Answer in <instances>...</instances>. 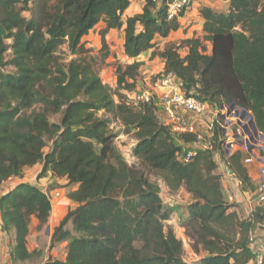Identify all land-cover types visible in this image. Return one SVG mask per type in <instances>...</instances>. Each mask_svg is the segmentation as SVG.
<instances>
[{
  "label": "trees",
  "instance_id": "16d2710c",
  "mask_svg": "<svg viewBox=\"0 0 264 264\" xmlns=\"http://www.w3.org/2000/svg\"><path fill=\"white\" fill-rule=\"evenodd\" d=\"M131 3L0 0V186L37 165L38 180L48 173L64 180L71 205L50 232V246L66 244V254L41 264H191L182 239L166 226L175 214L162 185L191 195L179 226L198 255L192 264L258 261L251 235L264 222V206L241 217L216 173L225 165L242 191L255 193L247 153L240 146L229 153V138L215 123L210 147L185 161L196 135L174 132L154 100L137 103L128 95L147 87L139 59L149 53V61L163 63L156 80L173 73L183 92L213 111L233 102L264 133V0H230L227 11L202 6V33L179 42L168 40L181 24L168 19L166 0H145L140 13L124 19ZM113 30L123 31V53L133 59L117 66L116 88L101 79L86 40L96 33L106 59ZM65 45L69 61L59 54ZM113 121L133 135L135 164L117 146ZM52 212L49 193L35 183L18 182L0 195L1 229L14 234L10 263L43 256L28 246L31 225L35 219L42 229Z\"/></svg>",
  "mask_w": 264,
  "mask_h": 264
},
{
  "label": "built area",
  "instance_id": "2783aa9c",
  "mask_svg": "<svg viewBox=\"0 0 264 264\" xmlns=\"http://www.w3.org/2000/svg\"><path fill=\"white\" fill-rule=\"evenodd\" d=\"M195 0H166L167 17L172 20L181 18V12H186L192 6ZM154 100L160 110L165 114V122L176 133H193L196 135L193 147L186 150L182 159L189 161L192 159L198 148L210 147L208 141L212 135L215 123H218L223 128V134L226 135L228 143L226 144L229 153L240 146L247 153L245 163L247 165L258 163L259 175L257 179L258 189L254 193L256 201L264 204V133L256 131L251 122V112L238 107L232 102L223 105L216 111L208 109L206 103L202 102L193 95H187L182 91L180 82L173 73H165L161 75L152 88L141 90L134 97V102H150ZM210 111V118L204 120L203 126L197 125L194 121H190L186 116L187 112L192 113L197 119ZM218 112L223 114V118L218 117ZM230 133V134H229ZM5 191L3 186H0V195ZM0 227V231H1ZM2 241L0 238V260H2ZM262 263V258L258 259Z\"/></svg>",
  "mask_w": 264,
  "mask_h": 264
},
{
  "label": "crops",
  "instance_id": "0c3cea01",
  "mask_svg": "<svg viewBox=\"0 0 264 264\" xmlns=\"http://www.w3.org/2000/svg\"><path fill=\"white\" fill-rule=\"evenodd\" d=\"M229 1L230 0H195L194 3L192 4L191 8H189V10H187L185 12V15L179 19L180 24H181V28L177 32L171 33L168 40L179 42L182 39L191 38L195 34L200 35L202 33V29H203V18L200 14V11H199L200 7L209 6V7L213 8L217 11H227ZM144 3H145V0H132L130 7L126 10V12L124 14V19L128 16H133L135 14L140 13L144 7ZM86 40H88V41L94 40L92 45H94L96 47H98L100 45L99 36L96 33L94 34V32H91V34H89L86 37ZM157 41L159 44H163L165 40L162 38H157ZM108 42H109V45H110L109 47H110L111 51L115 48L120 50V54H118V57L120 58L121 61L123 60L124 63H128V62L133 61V59L128 58L123 53V44H124V33H123V31H117V30L111 31V33L108 36ZM149 55H150L149 53H144L140 56V59H139L140 61L146 62V64L142 67L143 75L149 71H152L153 69H156V68H158L159 71H162V69H163V63L160 60L159 61L158 60L149 61L148 60ZM155 64H157V65H155ZM144 69H147V70L144 71ZM146 81H147V79H146ZM148 82L149 81H147V83ZM148 85H149V83H148ZM160 115L165 116V114L161 110H160ZM186 116L188 117V119L190 121H194L196 123V126L201 125V124L203 126L204 120H208L210 118V111L206 112L203 115V119L202 118L197 119L196 116H194L190 112H187ZM251 122H252V119H251ZM246 167L248 169L250 177L255 182H257L258 175H259V164L253 163V164L246 165ZM40 169H41V165H37L34 168L28 169V170H26L25 176L23 178H12V179L8 180L7 182L3 183L2 186L4 187V185H5L4 188H5V191H7L10 188H12L16 183L21 182V181H25V182L35 183L39 187H41V185H43L41 183V180L43 178L38 180L37 174H35L32 179H31V177L30 178L27 177V171L32 170L33 172L37 171V173H38L40 171ZM216 173H218L222 176L221 181H222L225 199L228 202L235 204V207L233 209L236 212H238V214L241 217L249 218L251 216V214L253 213V211L256 209V207L259 205V203L255 199L254 193H251L249 191H242L241 187H240L239 180H237L235 177L232 176V174L229 173L228 168H226L225 165L220 163L219 168L216 171ZM31 175H33V174H31ZM48 175L52 176L51 173H48L46 176H48ZM55 179L58 182H60V184L65 183L64 180L58 179L56 177H55ZM61 188H63V187H61ZM63 189H65V188H63ZM43 190H45V189L43 188ZM180 192L186 193L188 195L189 201L191 200V195L189 193H187L185 189H181L176 194H178ZM188 202H185L184 204L186 205ZM262 205L264 206V204H262ZM259 206H261V205H259ZM183 209H184V207H183ZM173 219H175V216L173 217ZM34 223H36V225H37V221L35 219H34ZM176 224H177V226H179V217L176 220ZM0 227H1V219H0ZM179 228L182 229L180 226H179ZM183 235L185 236L184 230H183ZM13 237H14V234L12 232L7 233L6 231H3V230L0 231V238L2 241V246H1L2 260H3V263H5V264L10 263V260H9L10 242L12 241ZM251 237L253 239V244H252L253 250H255L258 253V259L262 258V261H263V258H264V222L262 224H258L257 228L253 231ZM63 247H65V249H66V244H63ZM65 254H66V252H65ZM251 263H253V262H251ZM251 263H249V264H251ZM259 264H261V263H259Z\"/></svg>",
  "mask_w": 264,
  "mask_h": 264
},
{
  "label": "rangeland",
  "instance_id": "374dc122",
  "mask_svg": "<svg viewBox=\"0 0 264 264\" xmlns=\"http://www.w3.org/2000/svg\"><path fill=\"white\" fill-rule=\"evenodd\" d=\"M95 34V33H94ZM118 38V37H117ZM119 40V39H118ZM93 41H87V45L89 47L94 48V50L90 53L91 57L94 58L95 61V69H97L99 72L98 74L100 75L101 79L103 82L113 88L117 87V75H116V68L119 65L124 66L126 63L124 61L120 60L118 57V54H120V50L115 48L110 51V55L106 58L103 59L101 52L99 51V48L101 45L98 47L92 45ZM62 58L65 60L69 61L72 59L74 56H72L69 51L67 46H63L61 48V52L59 53ZM7 56H10V51H8ZM113 56V57H112ZM148 57V56H147ZM148 59V58H147ZM159 61V60H158ZM145 62V61H144ZM146 62L144 63V65ZM157 65V64H155ZM9 71H13L14 68L12 66H9L7 68ZM147 69H144L146 71ZM161 71H159L158 68L153 69L152 71H149L144 74V77L149 81L146 84V88H152L153 85L156 83V78L154 76H158ZM154 78V79H153ZM144 88V89H146ZM143 90V89H142ZM141 90L137 89L133 92H131L128 96L129 97H137V94L140 93ZM99 116H103V111L99 112ZM53 119H55L53 117ZM111 127L114 132L118 133V136L116 138V144L119 147V149L122 151L124 154L127 162L129 164H135L136 159L132 156L131 150H132V145L134 143L133 135L130 133H124L123 127L119 124V122L113 121L111 123ZM230 134V133H229ZM38 170V169H37ZM218 170V169H217ZM33 174V175H31ZM35 174H38L37 171H27V177L31 179L34 177ZM151 178L155 181H159L160 179L157 178L156 176H151ZM41 185L42 188H44L50 195L52 202H53V212H52V217L49 221V224L43 227L42 229H37L36 223H34V220L31 225V234L29 236V242L28 246L32 250L34 248H37L39 250L43 251V256L40 258H35L33 260H28L25 262H20L19 264H41L43 261H45L49 257L53 258H63L65 256L66 249L62 245H58L54 248H51L50 246V232L52 229L58 225L60 220L66 215L69 207H70V201L67 198L66 195V190L60 187V182H58L55 177L52 176H46L41 180ZM59 184V185H58ZM162 185V184H161ZM5 187V185H4ZM3 187V188H4ZM60 187V188H59ZM162 197L165 203L171 204L174 209V216L175 219H171L166 223L167 228H172L176 235L182 239L183 241V248H184V259L189 262V263H194L196 260H198V255L193 252L191 246L188 244V242L185 241V236L183 235V230L179 228L176 224V220L179 217V214H181L184 203L189 201L188 195L184 192H180L178 194L176 193H171L169 192L163 185H162ZM259 205H262L261 203ZM258 205V206H259ZM50 226V228H48ZM69 228H71V225H68ZM261 228V227H260ZM5 264V263H3ZM12 264V263H9ZM251 264H259L258 261H253ZM264 264V258H263V263Z\"/></svg>",
  "mask_w": 264,
  "mask_h": 264
},
{
  "label": "water",
  "instance_id": "95a60500",
  "mask_svg": "<svg viewBox=\"0 0 264 264\" xmlns=\"http://www.w3.org/2000/svg\"><path fill=\"white\" fill-rule=\"evenodd\" d=\"M232 104L235 105V103H233V102H232ZM252 124H253L254 129H255L256 131H258V128H257V126H256V124H255V121H254V117H253V115H252ZM228 171H229L230 174H232V171H231L229 168H228ZM48 228H50V226H49Z\"/></svg>",
  "mask_w": 264,
  "mask_h": 264
}]
</instances>
